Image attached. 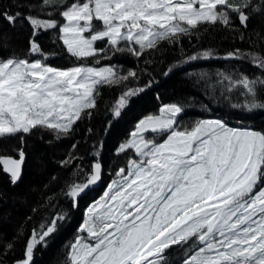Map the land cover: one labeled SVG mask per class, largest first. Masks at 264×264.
I'll return each instance as SVG.
<instances>
[{
	"label": "snow or ice",
	"instance_id": "1",
	"mask_svg": "<svg viewBox=\"0 0 264 264\" xmlns=\"http://www.w3.org/2000/svg\"><path fill=\"white\" fill-rule=\"evenodd\" d=\"M13 6L0 7V20L11 29L27 22L32 31L28 57H0V152L11 140L19 142L12 149L16 156L0 154V168L12 184L23 174L26 136L41 130L57 139L72 136L77 122L99 109L106 87L124 86L109 108L112 120H118L131 99L145 91L126 85L130 78L138 81L136 71L101 65V60L126 53L151 63L145 54L160 51V42L182 52L165 75L196 60L249 62L259 75L217 72L214 83L209 74L198 75L208 80L213 98L218 92L234 109L264 114V52L235 48L219 55L207 48L184 55L182 48L183 38H198L209 27L244 40L251 20L264 17V0H40L38 15L31 14L35 5H20L29 8L28 14L11 11ZM49 30L56 33L52 43L58 40L61 52H46L37 41ZM9 39L0 32V47ZM98 42L104 46L97 47ZM65 53L75 61L72 66L48 63ZM184 111L180 104L162 105L158 115L138 121L119 144L115 154L125 156L126 163L87 208L69 264H172L173 249L182 250L177 264H264V132L230 127L222 119H200L188 127L181 124ZM110 127L111 121L105 133ZM103 147V140L91 145L89 169L77 165L73 175L80 178L63 192L73 208L103 178ZM76 148L73 143L62 166L83 160ZM66 219L67 213H58L39 231L33 229L23 258L14 264H33L34 249L46 245ZM13 248L7 242L0 256Z\"/></svg>",
	"mask_w": 264,
	"mask_h": 264
},
{
	"label": "trees",
	"instance_id": "2",
	"mask_svg": "<svg viewBox=\"0 0 264 264\" xmlns=\"http://www.w3.org/2000/svg\"><path fill=\"white\" fill-rule=\"evenodd\" d=\"M71 2L72 0H69V3ZM10 3L14 5L10 8L11 11L19 10L28 14L29 8L20 5L32 4L35 7L32 8L31 14H39L40 0H3L0 7L9 8ZM40 18L47 17L41 15ZM55 18L59 19V15L56 14ZM237 26L239 27L238 22ZM31 31L27 22H24L22 27L11 29L0 20V32H5L10 37L0 47V57H28V37ZM55 36L56 33L51 30L42 31L37 36V41L46 52H61L60 42L57 40L55 44L52 43ZM244 36L245 39L240 40L227 30L209 27L199 33L198 38H183V54L191 55L207 48L216 49L219 55L235 48L264 52V17L253 18L249 29L244 31ZM96 46L104 45L98 42ZM159 48L160 51L151 56L145 54L151 63H146L145 57L137 60L126 53L117 54L111 60H101V65L116 64L124 72L136 71L139 75L138 81L130 78L126 85L145 88L144 92L131 99L118 120H112L109 108L119 98L124 86L106 87L98 100L99 109L90 119L78 121L72 136L57 139L52 132L41 130L25 137L23 148L26 159L22 178L17 184H12L9 176L0 168V251L7 242L14 244L12 251L0 256V264H14L16 260L22 259L32 230L39 231L42 224H47L53 216L62 212L67 213V219L63 224H58L57 230L46 238V245H38L34 249L33 264H69L70 247L79 235L86 208L102 195L113 179L115 170L126 163L125 156L115 154L116 149L121 142L129 138L138 121L148 115H158L162 105H183L185 111L181 124L188 127L197 120L213 118L226 121L230 127L264 132V114H250L241 109H234L218 92L213 98L207 87L208 80L201 79L198 75L209 74L213 83L216 80L214 74L217 72L240 71L249 76L259 75L258 70L249 62L196 60L174 66L172 71L165 75L168 68L176 65L182 58V52L179 47L167 42H160ZM74 62L66 53L48 61L52 66L62 68L70 67ZM87 62L92 64L93 60L89 58ZM231 102H237L236 98L233 97ZM109 121L111 127L105 133ZM89 128L92 129V134L88 133ZM97 140H103L104 147L100 159L105 173L96 186L88 190L86 195H81L78 207L73 208L71 199L63 195V192L74 179L80 178L73 175L77 165L89 169L94 159L90 155L91 145ZM73 143H77L76 153L81 155L83 160L62 166L61 162L67 158ZM9 144V149L0 154L16 156L12 149L19 147V142L11 140ZM128 155H132V150H129ZM181 251L171 250L172 264H177L182 259Z\"/></svg>",
	"mask_w": 264,
	"mask_h": 264
},
{
	"label": "rangeland",
	"instance_id": "3",
	"mask_svg": "<svg viewBox=\"0 0 264 264\" xmlns=\"http://www.w3.org/2000/svg\"><path fill=\"white\" fill-rule=\"evenodd\" d=\"M33 59H35V58H33ZM148 116H149V115H148ZM144 118H145V117H144ZM142 119H143V118H142ZM211 119H213V118H211ZM197 121H198V120H197ZM146 135H148V134H146ZM161 139H162V138H161ZM158 142H159V141H158ZM107 187H108V186H107ZM107 187H106L105 190L103 191L102 195H101L98 199H96V200H99V199L103 196L104 192L107 190ZM96 200H95V201H96ZM95 201H94V202H95ZM92 203H93V202H92ZM92 203H91V204H92ZM91 204H90V205H91ZM90 205H89V206H90ZM89 206H88V207H89ZM88 207H87V208H88ZM87 208H86V210H87ZM86 210H85V212H86ZM84 220H85V213H84V219H83L82 224L84 223ZM82 224H81V226H82ZM81 234H82V233L79 231V235H81ZM79 235H78V236H79Z\"/></svg>",
	"mask_w": 264,
	"mask_h": 264
},
{
	"label": "water",
	"instance_id": "4",
	"mask_svg": "<svg viewBox=\"0 0 264 264\" xmlns=\"http://www.w3.org/2000/svg\"><path fill=\"white\" fill-rule=\"evenodd\" d=\"M17 158H18V157H17ZM23 167H24V166H23ZM4 173H5V172H4ZM6 174H7V173H6ZM7 175L9 176V174H7ZM22 175H23V174H22ZM21 178H22V177H21ZM20 180H21V179H20ZM20 180H19V181H20ZM19 181H18V182H19ZM18 182H17V183H18ZM17 183H16V184H17Z\"/></svg>",
	"mask_w": 264,
	"mask_h": 264
}]
</instances>
